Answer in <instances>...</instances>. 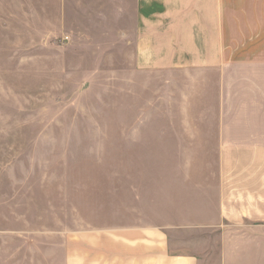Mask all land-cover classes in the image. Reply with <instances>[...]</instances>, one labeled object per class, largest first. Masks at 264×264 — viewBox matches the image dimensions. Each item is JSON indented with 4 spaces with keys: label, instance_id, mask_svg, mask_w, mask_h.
Listing matches in <instances>:
<instances>
[{
    "label": "rangeland",
    "instance_id": "obj_1",
    "mask_svg": "<svg viewBox=\"0 0 264 264\" xmlns=\"http://www.w3.org/2000/svg\"><path fill=\"white\" fill-rule=\"evenodd\" d=\"M134 2L0 0V264H84L79 232L136 210L125 191L141 178L132 167L157 160L132 159L127 144ZM213 10H225L230 62H246L239 84H254L264 0H213ZM169 161L208 163L160 166Z\"/></svg>",
    "mask_w": 264,
    "mask_h": 264
},
{
    "label": "crops",
    "instance_id": "obj_2",
    "mask_svg": "<svg viewBox=\"0 0 264 264\" xmlns=\"http://www.w3.org/2000/svg\"><path fill=\"white\" fill-rule=\"evenodd\" d=\"M201 1L134 2L127 144L157 163L132 167L125 220L79 232L84 264H264V62L259 81L239 84L246 62L225 52V10ZM196 159L208 163L160 166Z\"/></svg>",
    "mask_w": 264,
    "mask_h": 264
},
{
    "label": "built area",
    "instance_id": "obj_3",
    "mask_svg": "<svg viewBox=\"0 0 264 264\" xmlns=\"http://www.w3.org/2000/svg\"><path fill=\"white\" fill-rule=\"evenodd\" d=\"M65 39H69V37H66Z\"/></svg>",
    "mask_w": 264,
    "mask_h": 264
}]
</instances>
